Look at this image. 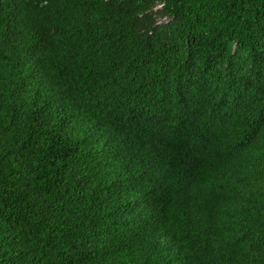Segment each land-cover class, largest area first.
<instances>
[{
  "label": "trees",
  "instance_id": "obj_1",
  "mask_svg": "<svg viewBox=\"0 0 264 264\" xmlns=\"http://www.w3.org/2000/svg\"><path fill=\"white\" fill-rule=\"evenodd\" d=\"M0 264H264V0H0Z\"/></svg>",
  "mask_w": 264,
  "mask_h": 264
}]
</instances>
